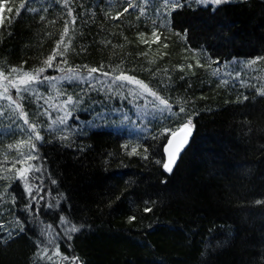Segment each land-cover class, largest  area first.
<instances>
[{
  "label": "trees",
  "instance_id": "16d2710c",
  "mask_svg": "<svg viewBox=\"0 0 264 264\" xmlns=\"http://www.w3.org/2000/svg\"><path fill=\"white\" fill-rule=\"evenodd\" d=\"M128 2L0 0L5 75L43 67L67 23L60 67L83 78L47 68L27 92L9 86L0 96V264H264V0H179L171 11L165 0H131L125 13ZM84 66L110 75L87 79ZM121 70L176 115L114 82ZM189 117L192 135L169 174L157 163L166 160L164 130ZM72 225L79 230L68 232Z\"/></svg>",
  "mask_w": 264,
  "mask_h": 264
},
{
  "label": "snow or ice",
  "instance_id": "6c2138e0",
  "mask_svg": "<svg viewBox=\"0 0 264 264\" xmlns=\"http://www.w3.org/2000/svg\"><path fill=\"white\" fill-rule=\"evenodd\" d=\"M25 3H27V0H25ZM65 3H67V0H65ZM196 3L198 4H212L214 6H219L221 4H227V3H231V0H196ZM165 4L168 6L169 10H175L176 8L180 7V3L179 0H165ZM135 5L133 3H131V0H129L128 2V7L124 9V12L126 13L129 8L134 7ZM3 5L0 4V8H2ZM25 7V4H21L20 8L16 9V14L17 16L19 15L20 11ZM8 12H12L11 8L7 9ZM141 14L143 15V8L141 9ZM68 15L70 17H72V23H75V17L73 16L72 10L69 9ZM123 15V13H117L116 16L112 17L113 19H119V17ZM41 19H43V17H41ZM11 22V20H9V23ZM4 25V18L0 17V27H3ZM68 25L67 23L65 24V28H64V33L62 34L61 40L57 42L56 47L53 49L52 53L47 57L46 60L43 61L44 66L34 69L32 71H24L23 70V66H21L20 68H11L10 69V73L11 74H16L15 79H9V75H5L4 70L0 69V87L3 88V93H0V96L6 95L8 93L9 90V86L11 88H14L16 90L17 95L20 94V92L23 90L25 92L28 91V85L33 83V82H38L40 76L46 71L47 68H55L58 71L61 72H66L67 74L65 76L60 77L59 79H67V80H76V79H83L82 77H80L79 74V68H61L60 64H67L68 61L65 58L66 57V53L69 51V45L65 44L63 42V37L66 36L68 34ZM140 36H143V33L139 34ZM152 37L154 38L152 40V43H157L160 41L161 39V34L159 33V30L154 28L152 30ZM148 41H143L142 43H147ZM164 47H167V44L164 45ZM57 57H60V61L57 63H54V61H56ZM257 60H264V57H258ZM257 61L253 60L250 61V64H255ZM213 63H219V61H213ZM196 66L197 67H204V65H201L199 63V60H197L196 62ZM85 68H87V66H84ZM189 70L192 69V65L189 64L188 65ZM181 70H183V67L181 66ZM87 72H88V77L87 79H92L93 78V74L100 72L101 75L104 76H109L110 74L107 72H102L101 69L98 68H87ZM216 72H219V69L216 70ZM44 80H55L57 79V77H49V76H44L43 77ZM114 82H126L127 84H131L136 86V88H138L140 90V93H147L148 95H151L153 97V101H150L149 103H156V110L159 111L161 114L167 112L169 114L172 115H176V113L172 112V104H170L168 102L167 99L161 97L157 92L153 91L151 88H149V86L147 84H145L143 81L137 79L134 76L128 75L126 74L124 71L121 70V74L117 75L113 78ZM3 81H8L7 84H4ZM258 94L260 95H264V90H258ZM9 99H11V97H8ZM245 99H247V97H245ZM73 98L71 96L68 97V99L64 102V104H71L72 103ZM20 105L17 104V108H19ZM186 109L184 107H180L179 108V112L183 113L185 112ZM21 115H25L24 113H21ZM68 115H70V113H65V115L63 117L59 118V123L60 124H64L67 120ZM25 123H28L27 119H25ZM193 127L194 125L192 124V119L191 117H189V119L183 123L177 130H170V129H165L164 130V134L168 135L170 133V135H168V140H167V144L164 145V152L166 154V160H164L163 162L161 161H157V163H162V167L164 169L165 172L171 174L173 171L174 166L176 165L181 153L183 150L186 149L188 143H189V139L192 135V131H193ZM29 131L34 132L35 133V125L29 124ZM35 139L36 140H40L42 139V137L39 135V133L35 134ZM12 147V146H10ZM127 147V146H125ZM32 150L35 151V146L32 145ZM145 153H147V149H144ZM133 154H137V149L135 147L132 148L131 152H129V155H133ZM22 155V154H21ZM144 159H148V156L145 154ZM27 160H31V159H36L35 156L29 154L26 158ZM19 162V161H17ZM32 169V165H29L27 168H22L17 172V178L19 179H25L26 180V176L27 173ZM53 183H55V181H53ZM32 187L29 186L27 183H25V191L26 193H28L29 195L32 194ZM32 199L35 200L36 197L32 196ZM145 211H151V209H145ZM135 217H129V220L132 221L134 220ZM61 223H67V219L66 217H61ZM0 227H3V225H0ZM79 229L75 226L72 225L71 227H69L67 229L68 232L74 233L77 232ZM69 239H71V236L68 237ZM49 243H52V240H49ZM47 249L44 250V253L47 254ZM53 255H57L60 256L61 253L59 251V245H56V249L55 252L53 253ZM51 256H48V259L51 260ZM63 259H68V257H62ZM73 264H79V258L77 257H73Z\"/></svg>",
  "mask_w": 264,
  "mask_h": 264
},
{
  "label": "rangeland",
  "instance_id": "374dc122",
  "mask_svg": "<svg viewBox=\"0 0 264 264\" xmlns=\"http://www.w3.org/2000/svg\"><path fill=\"white\" fill-rule=\"evenodd\" d=\"M131 85V84H130ZM129 88L131 89V90H135V88H136V86H134V85H131V86H129Z\"/></svg>",
  "mask_w": 264,
  "mask_h": 264
},
{
  "label": "water",
  "instance_id": "95a60500",
  "mask_svg": "<svg viewBox=\"0 0 264 264\" xmlns=\"http://www.w3.org/2000/svg\"><path fill=\"white\" fill-rule=\"evenodd\" d=\"M166 144H167V143H166ZM183 151H184V150H183ZM183 151H182V152H183ZM165 156H166V154H165Z\"/></svg>",
  "mask_w": 264,
  "mask_h": 264
}]
</instances>
